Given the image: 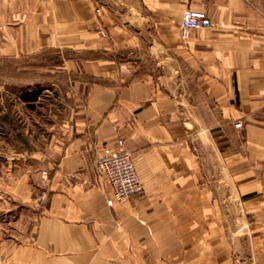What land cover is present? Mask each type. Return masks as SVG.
Returning <instances> with one entry per match:
<instances>
[{"label":"crops","instance_id":"obj_1","mask_svg":"<svg viewBox=\"0 0 264 264\" xmlns=\"http://www.w3.org/2000/svg\"><path fill=\"white\" fill-rule=\"evenodd\" d=\"M37 60L74 125L14 183L0 264H264V0H0V67ZM119 139L143 192L110 207Z\"/></svg>","mask_w":264,"mask_h":264},{"label":"rangeland","instance_id":"obj_2","mask_svg":"<svg viewBox=\"0 0 264 264\" xmlns=\"http://www.w3.org/2000/svg\"><path fill=\"white\" fill-rule=\"evenodd\" d=\"M48 66L37 60L4 61L0 67V225H5L7 212L18 215L26 210L22 202H12L14 183L27 177L34 186L42 172L41 156L53 157L74 125L69 121L75 109L72 93L66 82L57 89L46 82ZM34 90L41 95L29 107L19 96Z\"/></svg>","mask_w":264,"mask_h":264},{"label":"built area","instance_id":"obj_3","mask_svg":"<svg viewBox=\"0 0 264 264\" xmlns=\"http://www.w3.org/2000/svg\"><path fill=\"white\" fill-rule=\"evenodd\" d=\"M207 20V14L203 11L191 9L184 11L180 26L182 38L186 39L193 32L204 29L207 26ZM241 127V123L236 124V128ZM97 169L112 192V198L108 201L110 207L117 203H125L143 192V184L134 158L127 151L122 139L117 141L115 147L104 148ZM43 174L47 175L46 172Z\"/></svg>","mask_w":264,"mask_h":264},{"label":"trees","instance_id":"obj_4","mask_svg":"<svg viewBox=\"0 0 264 264\" xmlns=\"http://www.w3.org/2000/svg\"><path fill=\"white\" fill-rule=\"evenodd\" d=\"M41 95V90L27 91L22 92L19 96V99L29 105V107H33L32 105L36 103Z\"/></svg>","mask_w":264,"mask_h":264}]
</instances>
